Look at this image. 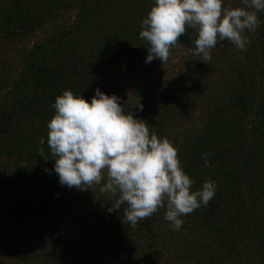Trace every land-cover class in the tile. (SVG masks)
<instances>
[{"label": "trees", "instance_id": "trees-1", "mask_svg": "<svg viewBox=\"0 0 264 264\" xmlns=\"http://www.w3.org/2000/svg\"><path fill=\"white\" fill-rule=\"evenodd\" d=\"M149 3L153 0H10L0 5V38L9 42L57 20L62 25L69 14L74 17L69 28L55 26L59 32L22 54L16 76L2 93L0 162L6 163L5 169L13 163L9 172L23 185L15 193L19 200L13 195L3 204L0 199V222L12 226L24 217H52L67 193L53 170L55 157L47 144L55 98L70 90L90 102L99 81L119 66L127 70L142 50L148 52V42L133 28L141 25L136 18L142 22L147 17L144 8ZM258 20L260 26L247 37L246 51L218 85H212L210 109L198 130L185 133L180 148L185 154L181 167L193 180V190L206 180L214 181L218 189L207 206L181 217L180 230L165 221L170 236L179 242L171 248L179 264H264V12L258 13ZM196 38L185 32L172 49L184 46L195 51ZM224 43L218 42L211 51ZM125 61L128 65L122 64ZM4 73L0 70V80ZM148 119L151 132L160 138L170 118ZM42 138L44 145L39 143ZM24 141L29 144L24 146ZM204 153L209 154L211 167H205ZM111 198L99 201L107 207L97 228L84 229L94 243L91 264H156L151 262L162 254L165 233L158 217L166 208L132 227L124 216L127 204L107 211L118 196ZM106 215L110 219H104ZM40 230L50 242L62 237L54 223L41 226L37 235ZM154 231L152 238L149 233ZM148 239L154 243L147 242L138 251L139 242Z\"/></svg>", "mask_w": 264, "mask_h": 264}, {"label": "clouds", "instance_id": "clouds-1", "mask_svg": "<svg viewBox=\"0 0 264 264\" xmlns=\"http://www.w3.org/2000/svg\"><path fill=\"white\" fill-rule=\"evenodd\" d=\"M241 2L242 7L224 8L223 0H153L139 33L149 44L145 63L167 61L186 27L197 29L193 55L202 56L205 63L220 41L246 51L250 41L244 33L260 26L258 13L264 12V0ZM123 105L118 96L99 88L90 102L70 90L57 96L52 105L55 115L47 124L53 170L62 186L81 191L100 184L106 171L108 182L101 191L118 196L109 213L127 204L125 220L135 227L166 204L164 218L178 231L181 217L207 206L218 185L206 180L193 190L178 149L166 137L150 132L145 120L126 113ZM39 143L44 145V139ZM208 155L202 154L205 167H211Z\"/></svg>", "mask_w": 264, "mask_h": 264}, {"label": "rangeland", "instance_id": "rangeland-1", "mask_svg": "<svg viewBox=\"0 0 264 264\" xmlns=\"http://www.w3.org/2000/svg\"><path fill=\"white\" fill-rule=\"evenodd\" d=\"M3 1L6 4L10 0H0V5ZM152 6V3L146 5L144 13L148 14ZM242 6L241 0H223L224 8ZM134 14L138 16L137 13ZM73 19V14H69L63 20L62 25L57 20L21 40L9 42L0 38V70L5 72L0 80V99L19 70L22 54L27 53L35 43L42 42L59 32H55V26L69 28ZM136 19L135 23L141 24V17ZM133 29L140 33L142 26H136ZM185 32L197 36V29L186 27ZM252 33L253 31L246 30L244 35L250 37L249 34ZM193 53V50L179 46L170 51L167 61L162 63L154 59L146 64L145 59L148 52L142 50L140 56L131 61L127 70L125 66H119L108 75L105 81L101 80L97 85V88L106 95L118 96L120 102L124 104L126 113H132L134 118L143 119L147 124L149 123L148 118L154 122L156 118H170L164 123L163 134L160 138L166 137L173 143L178 149L180 161L181 156L185 158V154L183 155L180 151L187 136L185 133L190 135L198 130L201 118L210 109L212 85L213 87L218 85L241 51L226 40V43L211 51V59L206 63L202 61V56L193 55ZM122 64L128 65L126 61ZM139 105L142 109L138 107ZM37 129H40V126ZM24 142V146L29 144ZM5 164V162H0V199L3 200V204L10 203L13 195L16 200H19V195L15 193L23 185L22 180L19 182L18 178L9 172L11 168L13 170L14 164L10 163L8 169H5ZM103 175L104 179L101 183L93 184L88 190L81 191L74 187H67V193L52 217L51 215L42 219L24 217L12 226L0 222V264L93 263L94 243L87 238V232L84 229H90L93 226L97 228L101 219L100 214L104 215L107 207L99 201L105 197L107 200L112 199L111 193L101 191L108 182L106 171ZM165 208L166 210L160 212L163 215L158 217L162 225L161 231H165L161 237L160 252L162 254L158 255L159 259L155 256L151 263L179 264L171 254L172 246H177L179 242L175 237L170 236L169 229L165 228L166 220L162 219L166 215V204ZM108 218L110 219L108 215L104 217L106 220ZM52 223L62 232V237H56L55 242H50L47 237H44L41 233L42 229L37 235V229L41 226L46 228ZM156 234L154 231L149 233V236L153 238ZM148 240L140 241L141 246L137 247V250L142 251L145 243L150 244L153 241Z\"/></svg>", "mask_w": 264, "mask_h": 264}]
</instances>
